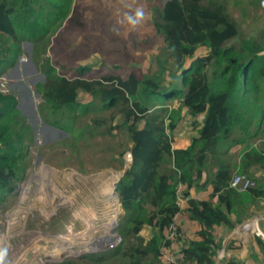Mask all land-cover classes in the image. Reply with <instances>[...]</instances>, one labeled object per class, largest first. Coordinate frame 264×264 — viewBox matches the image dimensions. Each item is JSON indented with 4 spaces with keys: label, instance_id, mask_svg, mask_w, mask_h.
I'll return each mask as SVG.
<instances>
[{
    "label": "trees",
    "instance_id": "16d2710c",
    "mask_svg": "<svg viewBox=\"0 0 264 264\" xmlns=\"http://www.w3.org/2000/svg\"><path fill=\"white\" fill-rule=\"evenodd\" d=\"M71 9L72 0H0V74L17 62L21 41L45 42L70 18ZM153 23L164 45L157 55L159 68L151 73L130 70L123 76L91 65L58 73L32 51L45 76L37 86L44 121L65 128L99 106L109 110L108 123L121 117L111 126L122 128L133 142L132 163L115 183L125 211L115 227L121 240L84 255L90 264H214L221 245L216 229H231L264 207V182L249 172L254 166L264 171V36L241 37L224 0H165ZM199 50L204 51L197 54ZM79 94L88 100L81 101ZM172 98L180 99L177 107L166 105ZM17 103L13 93H0V201L12 191L11 181L18 180L22 160L30 153L33 132ZM182 113L199 127L189 144L176 147L173 132ZM198 116H203L201 123ZM257 137L260 145H250ZM231 143L244 144L239 171L255 183L244 191L230 186L231 165L220 157ZM208 165L216 169L206 171L198 183ZM209 186L206 198L191 196L192 190ZM179 213L198 225L192 237L179 227V236H167ZM151 220V237L145 238L141 230ZM257 242L264 251L263 241ZM163 249L174 261L164 257ZM55 264L83 263L69 259Z\"/></svg>",
    "mask_w": 264,
    "mask_h": 264
},
{
    "label": "rangeland",
    "instance_id": "374dc122",
    "mask_svg": "<svg viewBox=\"0 0 264 264\" xmlns=\"http://www.w3.org/2000/svg\"><path fill=\"white\" fill-rule=\"evenodd\" d=\"M164 1L72 0L70 18L45 42L37 43L38 46L33 44L32 51L35 50L40 61L52 64L58 73L65 69L74 73L82 65L123 76L130 70L157 71L160 63L157 55L164 43L153 18ZM224 1L227 12L237 22L240 36L263 40L264 12L260 5L255 0ZM138 7L146 12L142 24L132 28L120 23L126 13H134ZM26 40L20 43L18 60L25 57L23 42ZM12 67L4 71L10 81L8 71ZM37 70L41 72L38 67ZM38 83L35 89L39 91ZM79 98L84 99L82 95ZM179 100L172 98L166 105L177 107ZM108 112L95 106L79 114L69 126L62 127L64 132H57L52 142L44 143L37 129L36 136L31 135L30 153L22 160L24 170L17 174L18 180L11 181L12 191L4 193L0 201V251L7 250L5 258L10 264H55L69 259L90 264L84 255L118 244L115 227L122 221L125 211L118 200L115 183L129 167L132 144L122 128L111 126L119 123L121 117L108 123ZM181 116L173 132L176 147L189 144L199 127L192 124L189 115L182 113ZM40 117L45 120L42 115ZM49 119L53 120L50 116ZM202 119L203 116H198L196 121L201 123ZM260 138L249 141L250 145H260ZM234 145L231 143L220 157L229 162L233 175L245 174L239 171L244 144ZM122 150L123 154L119 155ZM207 169L198 183L203 182L206 171L211 173L216 165H208ZM249 172L257 181L264 182V171L254 166ZM248 174L245 175L251 178ZM202 191L195 189L192 193L199 196ZM153 221L141 230L145 238L151 237ZM184 225L188 237L195 235L197 226L187 222ZM163 254L168 256V250L163 249Z\"/></svg>",
    "mask_w": 264,
    "mask_h": 264
},
{
    "label": "crops",
    "instance_id": "0c3cea01",
    "mask_svg": "<svg viewBox=\"0 0 264 264\" xmlns=\"http://www.w3.org/2000/svg\"><path fill=\"white\" fill-rule=\"evenodd\" d=\"M261 11L263 10L261 9ZM23 43L25 44L23 50L27 54H24L25 57L23 59L19 58L18 64L8 71L12 79L10 93L16 95L18 100L17 108L29 123L33 132L32 135L36 136L37 133H35V130L37 129L42 133L43 139L45 140L44 143L52 142L56 139L57 132L62 133L64 129L46 123L40 117L38 104L42 103L43 98L40 91L35 89V85L38 82H44L45 76L42 72L37 70L36 64L32 61L33 42L26 40ZM29 56L30 61L27 60ZM36 77H38V79ZM79 95L84 97L82 100L83 102L88 100V96H83V94ZM38 122H42V124L36 126L35 124ZM210 190L211 187L209 186L207 189H204L199 196L194 195L191 191V196L195 198H206ZM203 193L206 195L203 196ZM260 203L263 204V200H260ZM180 205L181 207L185 206L184 199L180 198ZM248 211L249 210H247V212ZM174 221L183 235H186L187 230L183 229L182 224L185 226L184 224L187 222L198 227L195 222L189 221L185 215L180 213L177 214ZM245 221H250L252 224H255L256 229H242L241 224ZM215 233L217 237H221V245L217 249L214 264H264V251L257 242V239L260 238L264 243V207L259 211H250L240 222H234V226L231 229L219 226ZM219 252L221 254L220 257H218Z\"/></svg>",
    "mask_w": 264,
    "mask_h": 264
},
{
    "label": "built area",
    "instance_id": "2783aa9c",
    "mask_svg": "<svg viewBox=\"0 0 264 264\" xmlns=\"http://www.w3.org/2000/svg\"><path fill=\"white\" fill-rule=\"evenodd\" d=\"M260 7L264 9V0H260ZM10 84H11V81H10L9 76L4 73L0 74V93L1 94L10 93L11 91ZM254 184H255L254 181L250 177L246 176L245 174H240V173L233 175L230 181V186L235 188L238 191H244L248 189L249 187L253 186ZM250 224H252V222L245 221L241 224V228L245 230H249ZM166 232L169 238H175L176 236H179L181 234V232H179L178 230V225L175 222L171 223L167 227ZM120 240H121L120 236L117 235L116 242L119 243ZM220 256L221 254L219 252L218 257ZM167 258L170 261H174V257L172 255H168ZM3 264H10V260L8 258H5Z\"/></svg>",
    "mask_w": 264,
    "mask_h": 264
},
{
    "label": "clouds",
    "instance_id": "9594fccd",
    "mask_svg": "<svg viewBox=\"0 0 264 264\" xmlns=\"http://www.w3.org/2000/svg\"><path fill=\"white\" fill-rule=\"evenodd\" d=\"M146 19V12L143 7H138L135 9L134 13H126L124 19L120 23H126L132 28H136L142 24ZM7 255V250L0 251V264H3L4 259Z\"/></svg>",
    "mask_w": 264,
    "mask_h": 264
},
{
    "label": "water",
    "instance_id": "95a60500",
    "mask_svg": "<svg viewBox=\"0 0 264 264\" xmlns=\"http://www.w3.org/2000/svg\"><path fill=\"white\" fill-rule=\"evenodd\" d=\"M263 11H264V9H263ZM28 61H30V56L28 57V59H27ZM18 63H16L15 65H17ZM131 144H133V142H131ZM129 162H128V166H130L131 165V163H132V155H131V152H129ZM111 232H114V229H111Z\"/></svg>",
    "mask_w": 264,
    "mask_h": 264
},
{
    "label": "bare ground",
    "instance_id": "6f19581e",
    "mask_svg": "<svg viewBox=\"0 0 264 264\" xmlns=\"http://www.w3.org/2000/svg\"><path fill=\"white\" fill-rule=\"evenodd\" d=\"M108 188H109V187H107L106 191H108ZM250 228H252V229H253V228L256 229V225H255V224H250ZM107 238H108V237H107ZM103 239H104V238H103Z\"/></svg>",
    "mask_w": 264,
    "mask_h": 264
}]
</instances>
